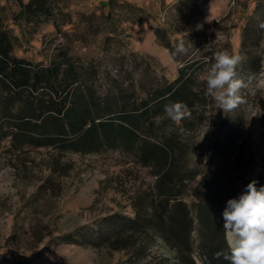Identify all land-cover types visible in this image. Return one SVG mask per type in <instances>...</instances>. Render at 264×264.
<instances>
[{
	"label": "rangeland",
	"instance_id": "374dc122",
	"mask_svg": "<svg viewBox=\"0 0 264 264\" xmlns=\"http://www.w3.org/2000/svg\"><path fill=\"white\" fill-rule=\"evenodd\" d=\"M261 20L264 0H0V33L10 55L44 69L69 59L77 85L90 90L102 108L110 96L143 98L164 89L190 65L184 74L193 75L200 93L190 117L174 123L164 112L143 135L153 144L177 140L176 168L188 180L159 184L168 213H192L196 191L214 194L217 232L210 245H221L223 238L226 249L227 201L253 179L257 187L264 185ZM180 43L186 52L175 54ZM222 50L241 57L236 71L245 82L244 102L230 112L205 95V71ZM29 93L13 100L0 87V115L3 104L16 112ZM48 95L54 98L37 93ZM56 159L67 166L66 176L51 173ZM150 173L116 152L58 155L51 148L14 149L8 137H0V264H227L196 231L178 234L176 247L153 239L151 231L147 248L138 235L132 238L136 250L120 246L135 203L154 199L157 180Z\"/></svg>",
	"mask_w": 264,
	"mask_h": 264
},
{
	"label": "trees",
	"instance_id": "16d2710c",
	"mask_svg": "<svg viewBox=\"0 0 264 264\" xmlns=\"http://www.w3.org/2000/svg\"><path fill=\"white\" fill-rule=\"evenodd\" d=\"M166 47L172 48L169 42ZM63 65L65 68H62ZM189 68L190 65L181 68L177 82L148 93L145 99L139 101L137 107H134L133 103V112L130 115L120 114L119 110L115 109L119 105L118 101L109 103L106 100L102 108L90 90L77 85L78 75L69 59H63L51 69L33 67L10 55L9 43L0 33V87L5 88L7 92L11 91L13 100L19 99L23 91L31 93L25 104L14 113L8 104L2 105L0 137H8L10 146L14 149L23 145L34 149L51 148L58 155L100 153L105 146L114 148L121 141H127L130 146L139 143L140 163L143 166L152 164L156 168L153 173L158 175L157 184L154 188V199L147 205L139 199L133 206L135 218H127L128 229L123 231L125 235L128 234L119 236L122 239L120 246L123 249L136 250L137 246L132 238L138 235L143 238L147 248L152 243L149 235L151 231L153 239L154 236H159L168 245L176 247L175 238L178 234L186 231L189 235L191 231H196L199 241L208 246L211 253L226 251L223 238L221 245H210L217 232L216 220L212 216L214 194L203 197V192L196 191L193 196L198 203L192 213L182 211L180 216L177 209L171 214L168 213V198L159 184L180 185L188 179L176 168L177 140L164 139L160 144H153L152 139L143 135L145 129L153 131L154 119L165 112L166 104L179 101L192 110L200 100V93L195 90V78L191 74H184ZM256 70L257 68L253 72ZM73 85L77 86L73 88ZM40 91L52 93L54 98L50 95L40 98L37 96ZM105 113L113 116L104 119ZM3 124L7 125V129L1 130ZM220 154L222 157L223 151ZM63 168L67 166H59L56 159L50 171L53 175L58 173L60 176H66L67 171ZM183 190L182 186L181 191ZM194 222L196 226H193ZM189 264L193 262L190 261Z\"/></svg>",
	"mask_w": 264,
	"mask_h": 264
},
{
	"label": "clouds",
	"instance_id": "9594fccd",
	"mask_svg": "<svg viewBox=\"0 0 264 264\" xmlns=\"http://www.w3.org/2000/svg\"><path fill=\"white\" fill-rule=\"evenodd\" d=\"M264 30V20L259 22ZM186 52L183 43L177 45L175 54ZM241 61L239 55L228 50L218 51L214 63L205 71V95L211 96L218 109L230 112L244 101L240 95L245 82L238 77L237 66ZM167 118L179 123L190 117L188 106L183 102H172L165 105ZM259 181L251 180L238 198L227 201L223 210V230L227 250L215 254L227 264H264V185L257 187Z\"/></svg>",
	"mask_w": 264,
	"mask_h": 264
},
{
	"label": "crops",
	"instance_id": "0c3cea01",
	"mask_svg": "<svg viewBox=\"0 0 264 264\" xmlns=\"http://www.w3.org/2000/svg\"><path fill=\"white\" fill-rule=\"evenodd\" d=\"M145 99V96L143 98L137 96V95H132V96H126V95H117V96H113L110 97L108 102H117L118 101V106L115 109H118L120 114L125 113L126 115H130L131 112H133V103L135 104L134 107H137L138 103L140 100ZM124 106V108H123ZM113 115L109 114V113H105L104 119L108 118V117H112ZM158 118V117H157ZM156 118V119H157ZM128 142L127 141H121L119 142L118 146L111 148L108 146H105L102 152H116L119 154H124L126 156H128L131 160L133 164H137V165H141L143 168H146L148 170L151 171V175L156 178L157 180V176L158 175H154L153 171L156 170V168L153 167V165L149 164L146 166H143L140 163V144H133L132 146L127 145ZM188 179H185L183 182H186Z\"/></svg>",
	"mask_w": 264,
	"mask_h": 264
}]
</instances>
